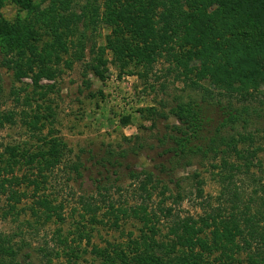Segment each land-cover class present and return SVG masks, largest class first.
<instances>
[{
	"label": "rangeland",
	"instance_id": "374dc122",
	"mask_svg": "<svg viewBox=\"0 0 264 264\" xmlns=\"http://www.w3.org/2000/svg\"><path fill=\"white\" fill-rule=\"evenodd\" d=\"M86 3L87 0H0V111L13 110L17 120L16 124L0 129V165L4 161L12 163L8 151H4L7 146L17 147L19 154L25 151L30 154L43 146L42 139L61 140L70 150L65 152L61 165L54 169L44 191L39 193H44L58 207L51 212L49 221H37L31 214L32 197L22 199L9 213L7 209L11 203L0 194V232L12 239V250L18 251L20 264H41L37 249L45 243L50 249L61 247L56 241L57 234L60 238L67 237V244L72 247L75 243L71 239L77 233H90V243L100 248H118V244L125 243L122 250L131 251L133 247L135 251L129 241L142 234L140 228H147L131 211L140 205H146V212L155 215L150 223L161 235H167L171 223L178 217L198 219L218 206L228 207L227 201L216 199L222 186L216 177L221 163L209 148L214 145L210 144L212 138L219 142L214 130L226 121L227 113L235 114L234 109L252 107L254 112L248 110L247 114H241L250 123L244 127L237 124L234 130L222 128L221 134L225 138L234 135L237 139V133L245 137L250 133L255 148H259V157L264 155V108H261L264 107V80L260 78L259 68L255 67L257 63L243 67L236 60L237 65L214 67L209 74L224 85L221 88L209 76L197 80L199 85L213 92L233 88L259 91L257 96L262 104L247 101L242 106L232 99V111L223 112L220 105L202 102L200 86L185 88L176 80L174 73H169L174 64L163 57L149 69L131 63L122 71L106 48L109 25L103 21L95 27L92 23H87L86 27L81 22L72 23L74 15L79 16L80 8ZM66 4H70L67 9ZM199 7L203 9H189L185 4L181 7L186 12L181 17L187 27L178 44H172L180 58L183 52L188 55L199 50L208 52L206 38L218 40V26L243 21L244 14H250L249 20L252 16L259 23L264 22V4L256 0H201ZM221 8H226L227 17L216 14ZM162 10L163 7H157V11ZM158 19V16L154 18L155 23ZM137 44L142 45L138 41ZM211 46L216 48L217 45L211 42ZM100 56L107 59L103 81L87 67L91 64L100 72L103 68L99 64ZM7 60L11 63H5ZM187 60L186 56L182 59L183 62ZM191 62L193 66L199 64L194 56ZM190 78L195 80L193 75ZM178 98L188 103L185 110L192 122L188 128L176 120L174 108ZM222 104L227 103L223 101ZM33 116H37L34 129L26 124ZM174 126L180 128H171ZM185 134L189 139L182 145L174 141L175 138L184 140ZM243 144L240 147L250 146L247 140ZM109 154L113 155L112 161L102 165L101 160ZM76 161L83 164L79 177L66 169ZM18 167H13V171ZM142 169L150 171L167 188L162 204L159 187L150 195L151 200L143 201L147 196L139 189L143 177L130 178L131 173ZM242 171L241 168L233 170L234 185H230V193L236 191L238 195L236 198L229 195L227 199L239 207L249 202L251 210L261 211L264 207H259L258 197L264 192ZM256 176L264 179V173ZM96 186L100 187L101 195ZM198 186L202 189V198L196 195ZM24 187L22 185L20 190ZM79 197H91L98 206L96 213L90 211L93 205L86 212L78 203ZM108 202L112 203L113 210L106 207ZM162 206L172 208V216L166 217L160 211ZM81 216L84 227L76 225L82 222ZM230 230L229 236L241 247L240 236L236 230ZM152 238L158 242L163 239ZM80 247L85 248L86 253L81 254L77 264H100L89 253L90 245L85 246L84 240ZM240 247L237 258L245 259L248 253ZM132 253L128 256H133ZM27 255L31 257L26 259ZM67 261L64 256L59 261L54 260V264H67Z\"/></svg>",
	"mask_w": 264,
	"mask_h": 264
},
{
	"label": "trees",
	"instance_id": "16d2710c",
	"mask_svg": "<svg viewBox=\"0 0 264 264\" xmlns=\"http://www.w3.org/2000/svg\"><path fill=\"white\" fill-rule=\"evenodd\" d=\"M200 1L146 0L140 2V0H102V2H99V0H87V3L80 8L79 16L74 15L75 20L72 23L78 24L81 22L84 27L87 26V23H92L95 27L98 22L103 21L109 25L110 33L106 37V48L112 54V61L117 63L122 71L127 69L131 63L135 66L144 65L149 69L155 61L163 57L165 61L174 64L175 67L170 68L169 73H174L176 80L178 79L185 88L200 86L202 102L220 105L223 112L232 111L231 108H234L231 103L232 99L237 100V103L242 106L247 101H256L262 104L259 96H257V94H260L257 89L241 91L240 88H233L225 92L220 90L219 92H213L199 85L197 80L205 79L207 76L212 79L209 73L214 67L237 65L236 60L239 61V66L243 67L247 64L257 63L255 67L259 68L260 78L264 80V22L259 23L252 16L249 20L250 14L247 13V15L244 14L246 18L243 21L230 26H218V40L206 38L208 52L199 50L198 53L191 52L189 55L187 52H183L181 58L174 52L172 44H178V39L183 36L182 34H185L187 27L181 17L186 13L181 9L182 5L185 4L186 7L193 10L203 9L199 7ZM244 1L247 2V0ZM256 1L264 4V0ZM160 6L164 10L157 11V7ZM68 7H70V4H66L65 9ZM89 9L91 11L88 15ZM216 14L225 18L229 13H226V8H221L216 11ZM156 16L159 19L155 23L154 18ZM158 23L161 24L154 27V24L157 25ZM137 41L142 43L140 47ZM211 42L217 45L216 48L211 46ZM185 56L189 60L183 62L182 59ZM192 56L196 57L199 62L198 65L193 66ZM99 61V64L103 67L100 72L91 64H88L87 67L93 75L103 81L105 79L103 71H105L107 59L100 56ZM188 62H190V65ZM5 63H11V60H7ZM181 68L182 70H180ZM191 75L195 77V80L190 78ZM212 81L218 88L224 86L214 79ZM223 101L227 104H222ZM25 103L29 105L27 100ZM187 106V102L178 98L174 114L176 120L188 128L192 125V122L191 117H188L189 113L185 110ZM248 110L254 112L252 107L248 109L243 106L241 109H234L235 114L227 113L228 118L226 121L214 130L217 134H215V137L219 136V142L214 138L210 142L214 145L209 150L214 153V157L218 158L221 163V168L218 170L216 177L222 186L216 199L227 201L229 203L228 207L221 208L218 206L216 210H212L206 216H201L198 219L178 217L176 221L172 220L173 223L168 228L167 235H161L159 230L155 229L154 225L150 223L151 218H154L155 215L146 212V205H140L137 208H131V211L134 213L135 218L139 219L143 226H147V228H140L139 232L142 234L139 233L140 235L134 236V240L129 241L134 245L137 255L134 254L133 247L131 248L133 253L122 250L125 243L118 244L120 246L118 248H100L90 243V233L83 232L84 234L77 233L75 238L71 239V242L75 243L73 247L67 244V237L60 238V234H57L58 239L56 241L61 244V247L53 246L50 249L45 243L43 247L37 249L40 255L39 262L41 264H54V260L59 261L60 258L66 256L68 258L67 264H77L81 254L86 253L85 248L80 247L84 240L85 246L90 245L89 253L93 255L94 259L99 260L100 264H264V208H261V211L258 208L251 210L249 202L239 207L232 200L227 199L229 195L232 198H236L238 195L236 191L230 193V185H234L232 172L237 168L243 169L242 172L249 176L253 185H259L262 188L261 191L264 192V179L261 176H256V174L264 173V155L262 158L259 157V148H255L252 134L249 133L245 137L237 133V139L234 138V135L225 138L221 134L222 128L230 127L234 130L237 124L244 127L245 124L250 123L245 117L241 116L242 113L247 114ZM15 115L16 112L13 110L0 111V129L5 125L16 124ZM26 124L33 129L37 127V116H33L32 121L29 120ZM171 128L179 129L180 127L174 126ZM185 135L187 137L184 140L175 138L174 141H180V145H182L183 142L189 139L188 135ZM246 140L249 141L250 146L240 147ZM41 143L43 146L41 145L42 147L38 151L36 148L30 154H28V151H25V154H19L20 152L15 146L5 147L4 151H8L9 158L13 160L12 163L4 161L0 165V194L11 203L9 209H7L9 213L15 209V205L20 203L22 199L32 197V206L34 207L30 206L31 214L37 218V221L42 219L49 221L52 217L51 212L57 210L58 207L54 206L44 193L41 195L39 193L44 191L54 169L61 165L62 158L66 156L65 152H70V150L61 140L42 139ZM221 146L222 148H220ZM195 150L201 151L199 148ZM195 150L193 151L195 152ZM112 156L103 158L100 163L106 165L107 162L112 161ZM15 158H18L19 161H16ZM237 161L239 164H237ZM114 162L115 160L113 164H115ZM13 167H18L16 172L13 171ZM67 167L69 173L79 177L83 164L76 161ZM23 168L26 172H18ZM253 168L257 171H251ZM140 177H143V180H140L139 189L145 196L147 195L143 198V201L151 200L152 196L150 195L159 187L158 193L161 196L162 204L165 200L167 188L150 171L142 169L138 173L130 174L132 180L140 179ZM22 185L25 187L21 191L20 187ZM99 189L100 187L96 186L97 193L101 195ZM256 193L257 191H254V194ZM196 195L199 198L203 197L202 189L199 186L196 189ZM222 195L225 196V199L222 198ZM258 200L261 201V204L258 203L259 207L261 205L264 207V195L259 196ZM173 201L176 202L175 199ZM78 203L82 204V208L86 212L91 205L94 206L90 210L93 214L98 210V206L91 197H79ZM205 204H208V201ZM106 207L113 210L111 202H108ZM160 211L164 212L166 217L172 216V208L162 206ZM59 219L62 221L63 218L59 216ZM82 219H84L83 216H81ZM83 222L84 220L77 222L76 225L83 226ZM230 229L236 230V233L240 236L242 248L229 236ZM142 230H145V232ZM169 235H174L175 238H168ZM153 236L163 239L158 242L152 238ZM108 245L112 247L113 244ZM238 247L247 251L248 254L245 259L237 258L239 256ZM12 249V239L0 232V264H20L17 260L18 251ZM128 253H132L133 256H128ZM142 253L144 254L141 255ZM30 257L31 255H27L26 259ZM58 264L62 263L58 262Z\"/></svg>",
	"mask_w": 264,
	"mask_h": 264
}]
</instances>
